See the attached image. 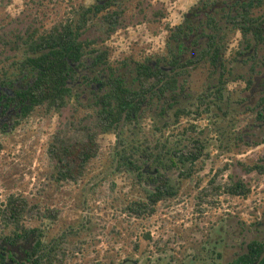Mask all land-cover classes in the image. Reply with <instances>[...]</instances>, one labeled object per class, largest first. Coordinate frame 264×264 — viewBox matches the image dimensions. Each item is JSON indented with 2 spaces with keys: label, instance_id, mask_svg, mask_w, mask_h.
<instances>
[{
  "label": "rangeland",
  "instance_id": "1",
  "mask_svg": "<svg viewBox=\"0 0 264 264\" xmlns=\"http://www.w3.org/2000/svg\"><path fill=\"white\" fill-rule=\"evenodd\" d=\"M203 1L116 0L110 10L123 9V15L115 29L108 28L100 13L81 38L90 48L106 51L107 62L130 83L135 61L150 57L155 64L166 53V24L197 21L210 8L220 17L233 0H216L205 9ZM95 2L0 0V101L34 79V72L19 64L32 54L29 36L67 18L77 19L82 6ZM255 13H264V3ZM225 31L228 71L222 98L214 94L219 74L206 60L188 67L178 77L182 91L153 98L134 123L98 134V155L76 182L57 179V159L49 147L86 140V129L96 118L95 100L106 90L93 78L107 77L102 64L93 67L92 55L83 57L70 79L73 96L59 112L39 106L20 116L0 108V201L11 193L27 197L32 210L24 222L38 228L42 240L54 247L51 264H231L248 242L264 240V172L243 166H264V44L248 48L240 31ZM191 40L185 47L173 43L176 52L182 50V60L196 55L204 44V39L198 45ZM193 140L200 142L202 154L189 176L179 174L188 164L159 162L170 164L172 152ZM123 149L145 176L167 171L176 187V195L159 201L151 215L135 216L127 210L154 186L126 164ZM215 174L216 183L229 174L242 178L251 192L218 194L209 184ZM46 208L57 214L43 216ZM1 230L8 231L0 224ZM36 240L37 233L8 251L25 261Z\"/></svg>",
  "mask_w": 264,
  "mask_h": 264
},
{
  "label": "trees",
  "instance_id": "2",
  "mask_svg": "<svg viewBox=\"0 0 264 264\" xmlns=\"http://www.w3.org/2000/svg\"><path fill=\"white\" fill-rule=\"evenodd\" d=\"M116 0H96L90 6H82L77 19L67 18L43 33H34L29 36L27 43L28 54L19 61L20 69L29 68L34 72V79L25 87L15 88L13 94H5L0 101L2 113L10 109L20 116L29 115L36 107L44 106L47 112H59L70 102L73 91L70 79L77 73V68L82 65L86 54L92 55L93 67L103 65L108 70L106 78L94 76V80L100 83L101 91L96 98V118L93 127H87L86 140L65 145L51 143L49 151L57 159V179L76 182L85 172L91 160L98 155L97 137L99 133L118 130L120 126H126L137 121L144 113L146 105L153 98L161 99L168 92L175 94L182 91L184 86L179 83L178 77L187 73V68L196 66L202 61H207L218 72V87L215 97L221 99L225 87V75L228 71L224 55L227 43L228 28L230 31H240L247 41L246 46L264 44V13L256 14L264 0H233L231 5L224 9L219 17L214 11H210L211 5L216 0H204L202 7L210 8L204 17L197 21H188L176 25L166 24L169 35L166 42V53L152 61L146 57L141 61H135L131 74L132 82H127L125 76L112 67L108 62L106 51H97L90 48V43L82 39V35L88 28L93 16L101 13L103 21L114 30V24L120 22L123 9L110 10ZM198 17V16H197ZM193 35H195L193 37ZM192 38V45H198L201 39L204 44L198 53L182 60V50L176 52L173 43H179V47H185V41ZM244 54L243 51L240 52ZM122 61L121 65H126ZM0 84L2 78L0 77ZM177 94V93H176ZM171 95V96H173ZM264 108V98L261 99ZM168 105V108L172 107ZM165 110V109H164ZM178 117L179 113L176 112ZM264 118L263 114L261 115ZM6 123L5 125H7ZM5 127V126H2ZM2 144L0 143V151ZM121 152V157L132 169L138 170L141 179L153 184V190L148 191L144 199H137L128 204L127 210L135 216L154 213L159 201L176 195V187L171 182L167 171L157 170L146 176L140 171V166L129 160ZM202 154V146L198 140H193L188 145L172 152L171 163L161 164L168 166L189 165L185 171H180L182 177L191 174V166ZM247 171L258 170L264 172L263 164H243ZM217 176L209 183L218 194L235 196H248L250 187L242 178H234L229 174L224 182L216 183ZM208 193V187L205 190ZM35 207V206H34ZM32 210V205L26 196L11 193L0 201V224L8 231H0V264H51L56 258L54 247L47 245L42 240L39 229L25 224L26 215ZM45 217H53L57 214L54 208H46ZM37 240L28 250L25 261H19L8 247L15 246L20 240L36 235ZM231 264H264V240H252L247 243L246 251L237 255Z\"/></svg>",
  "mask_w": 264,
  "mask_h": 264
}]
</instances>
